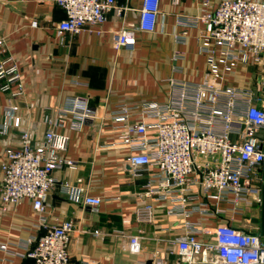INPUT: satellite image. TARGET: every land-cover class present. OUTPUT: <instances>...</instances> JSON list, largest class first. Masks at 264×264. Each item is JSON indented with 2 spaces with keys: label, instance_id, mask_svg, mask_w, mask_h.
<instances>
[{
  "label": "built area",
  "instance_id": "built-area-1",
  "mask_svg": "<svg viewBox=\"0 0 264 264\" xmlns=\"http://www.w3.org/2000/svg\"><path fill=\"white\" fill-rule=\"evenodd\" d=\"M54 1L66 14L57 26L59 33L96 26L101 32L108 12L115 9L122 14L124 9L116 0ZM201 3L197 21L205 25L199 38V51L205 55L207 66L203 79L191 82L170 78L172 92L165 102L119 105L108 123L121 131L112 145L129 150L127 159L136 175L153 169L143 193L152 200L136 207L137 221L152 223L156 202L168 203V215L182 216L175 228L179 232L169 239L167 247L177 255L172 264H264V236L231 224L233 215L262 203V186L254 183V175L264 165V137L258 135L264 130V96L256 97L251 84H229L239 65L263 60L264 0ZM159 13L160 0H143L135 27L117 31L114 47H134L135 30L154 31ZM0 82L12 95L24 90L20 67L4 38H0ZM260 85L264 94V79ZM6 109L12 112L18 106ZM68 114L72 116L69 128L80 129L93 114L88 98L75 96L59 111L57 119L48 117L50 126L42 142L35 143L31 131L21 129L20 144L6 148L1 162L2 201L16 205L30 199L38 214L35 227L41 233L25 243V255L32 264H69L75 223L71 218L48 221L46 199L53 189L94 207L102 201V197L87 195L82 187L62 182L54 174L75 165L63 154L69 134L56 131L57 126L66 124ZM134 115L139 119L131 122ZM11 118L19 127L20 116ZM0 132L5 133V129ZM8 246L1 244L4 249ZM128 248L140 252L142 235H130ZM152 264L171 263L156 254Z\"/></svg>",
  "mask_w": 264,
  "mask_h": 264
},
{
  "label": "crops",
  "instance_id": "crops-1",
  "mask_svg": "<svg viewBox=\"0 0 264 264\" xmlns=\"http://www.w3.org/2000/svg\"><path fill=\"white\" fill-rule=\"evenodd\" d=\"M116 1L124 7L122 14L115 9L108 12L101 32L96 26L59 33L57 26L66 14L54 0H0V38L6 40L24 79L19 95L4 90L0 82V127L5 129V133L0 132V189L5 149L20 144V130L29 129L34 142H42L50 126L48 117L57 119L70 99L86 96L93 114L81 128H69L71 114L65 116L66 124L56 127L57 132L69 134L63 154L75 165L54 174L62 182L82 187L87 195L102 197V201L94 207L72 200L56 188L46 199L45 214L50 223L74 220L69 264H152L156 254L172 264L177 255L167 247L169 239L179 232L175 228L182 216L168 215V203L156 202L155 220L137 221L136 207L152 200L143 193L153 169L134 173L127 159L129 150L112 145L120 129L108 123L122 103L169 100L170 78L191 82L203 79L207 66L205 55L199 51V38L205 25L197 21L202 0H160L156 29L135 30L134 47L119 49L113 44L115 34L122 27H135L143 0ZM262 79L264 57L258 64L239 65L229 84H251L256 97H263ZM10 105L18 109L9 112L6 107ZM12 115L20 116L19 127L13 124ZM138 119L134 115L131 122ZM258 135L264 137V130ZM262 168L254 175V183L261 186ZM261 204L254 203L243 214L233 215L231 224L259 233ZM37 221L30 199L13 205L2 201L0 192V264H32L25 255V243L41 233L35 227ZM135 234L142 235L138 253L128 248L129 236ZM3 243H8V248L1 247Z\"/></svg>",
  "mask_w": 264,
  "mask_h": 264
},
{
  "label": "water",
  "instance_id": "water-1",
  "mask_svg": "<svg viewBox=\"0 0 264 264\" xmlns=\"http://www.w3.org/2000/svg\"><path fill=\"white\" fill-rule=\"evenodd\" d=\"M263 172V183H262V204H261V223H260V231L259 234L264 236V165L262 168Z\"/></svg>",
  "mask_w": 264,
  "mask_h": 264
}]
</instances>
